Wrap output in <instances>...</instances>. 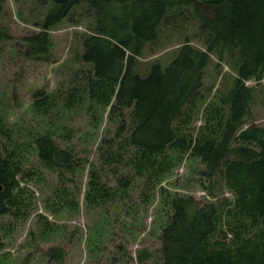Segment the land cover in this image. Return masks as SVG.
<instances>
[{
    "label": "rangeland",
    "instance_id": "1",
    "mask_svg": "<svg viewBox=\"0 0 264 264\" xmlns=\"http://www.w3.org/2000/svg\"><path fill=\"white\" fill-rule=\"evenodd\" d=\"M193 1L191 6L196 5ZM191 6L171 12L156 40L145 47L137 59L141 77L154 64L167 68L186 42L205 52L207 36ZM50 8L46 0H0V28L10 37L0 45V146L19 170L13 192L16 206L0 217V264H163L161 237L176 199L193 200L198 209L215 206L222 212L220 226L227 225L226 213L237 199L227 185L225 167L210 175L201 158L193 155V147L186 152L167 149L155 158L154 171L137 173L139 150L129 144L133 110L111 116V105L91 97L92 67L79 61L80 39L97 26L87 4L49 33L48 55L27 56V40L41 32ZM235 77L228 57L223 62L211 58L203 88L175 123L180 136L202 140L210 134L208 123L226 113L220 102ZM246 86L255 97L241 132L264 129V78ZM39 91L49 105L36 110ZM72 94L78 97L75 106L68 105ZM120 127L124 130L119 135ZM44 136L76 156L70 171L60 172L38 159L34 141ZM235 145L258 151L254 144L236 140ZM91 166L107 199L87 201ZM121 181L130 182L129 188L123 189ZM256 233L251 230L247 237ZM232 239L227 231L225 242ZM58 250L63 255L59 262L54 259Z\"/></svg>",
    "mask_w": 264,
    "mask_h": 264
},
{
    "label": "trees",
    "instance_id": "2",
    "mask_svg": "<svg viewBox=\"0 0 264 264\" xmlns=\"http://www.w3.org/2000/svg\"><path fill=\"white\" fill-rule=\"evenodd\" d=\"M46 1L51 8L41 32L27 40V56L38 59L48 55L52 46L49 33L82 4L94 11L97 26L92 35L80 39L79 61L92 67L91 97L111 105V116L133 110L135 127L129 144L139 150L136 170L140 176L145 170L154 171L155 158L167 149L186 152L193 147V155L201 158L210 175L225 167L224 177L237 199V205L226 213L230 221L221 227L222 212L213 205L198 209L193 200H173V216L161 237L162 263L264 264V129L252 127L241 132L255 97V91L246 83L264 78V0H195L193 6V0ZM189 6L200 31L207 36L205 52L186 42L167 68L154 64L141 77L136 73L137 59L145 47L156 40L171 12ZM9 40L0 28V45ZM212 57L219 62L228 57L236 76L220 102L226 113L209 121L208 136L188 140L180 136L175 123L203 88ZM77 99V94H72L68 105L75 106ZM35 100L36 110L49 105L43 92H37ZM123 130L119 128V135ZM236 140L254 144L258 151L235 145ZM34 144L38 159L60 172L70 171L78 160L70 151L60 149L50 136L38 137ZM90 169L92 191L87 201L107 199L96 170L93 166ZM18 172L0 146V217L16 206L13 192L18 186ZM120 185L128 189L130 182L121 181ZM251 230L257 233L248 238ZM227 231L232 234L230 243L225 242ZM54 259L61 261L62 252L54 251ZM139 262L145 259L139 257Z\"/></svg>",
    "mask_w": 264,
    "mask_h": 264
},
{
    "label": "water",
    "instance_id": "3",
    "mask_svg": "<svg viewBox=\"0 0 264 264\" xmlns=\"http://www.w3.org/2000/svg\"><path fill=\"white\" fill-rule=\"evenodd\" d=\"M3 191V187L0 185V193Z\"/></svg>",
    "mask_w": 264,
    "mask_h": 264
}]
</instances>
